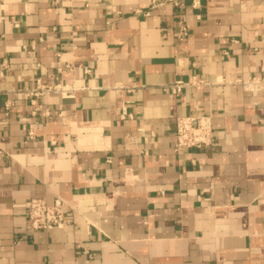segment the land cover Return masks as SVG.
Instances as JSON below:
<instances>
[{
	"label": "crops",
	"instance_id": "0c3cea01",
	"mask_svg": "<svg viewBox=\"0 0 264 264\" xmlns=\"http://www.w3.org/2000/svg\"><path fill=\"white\" fill-rule=\"evenodd\" d=\"M178 1L0 0V264H264V91L228 83L264 66V0ZM65 64L79 90L32 118L16 91ZM193 75L211 84L162 89ZM190 112L213 143L175 151ZM55 196L64 227L31 230Z\"/></svg>",
	"mask_w": 264,
	"mask_h": 264
},
{
	"label": "built area",
	"instance_id": "2783aa9c",
	"mask_svg": "<svg viewBox=\"0 0 264 264\" xmlns=\"http://www.w3.org/2000/svg\"><path fill=\"white\" fill-rule=\"evenodd\" d=\"M169 1H172L175 6L180 5L178 0ZM192 7L197 9L199 7V1L193 0ZM14 25L17 26V22H14ZM176 28L178 38L183 39L188 35V28L184 20L177 21ZM41 40L43 39L40 38ZM222 54L228 56V51L224 50ZM56 55H59V53H56ZM73 68V65L70 64H65L64 67H57L55 73L51 75L53 83H43L38 77L35 79L33 87L16 91V93L29 98L32 106V110L30 111L32 118L38 117L40 114L41 119L44 118L47 120L52 118L49 108L38 102L39 99H47L51 95H58L63 100L74 98L79 88L75 87L71 82H61L60 79L63 71H73ZM84 71L85 73L90 72L89 69H85ZM228 83L239 85L243 91L256 95L264 91V66H261L257 74ZM210 84L193 75L190 81L176 79L172 83L162 86V89L170 97H178L186 88ZM135 88L136 85L134 84L124 87L127 92H133ZM212 117L213 114L211 112L207 114L190 112L187 115L176 116L174 120V150L178 151L188 148L200 149L210 146L213 143ZM34 123L37 124L38 122L35 121ZM25 137L27 141L34 140L36 137L34 129H28ZM3 154V151L0 149V156H3ZM66 208L72 209V206L58 196H55L51 203H47L44 198H30L27 202L29 228L31 230L45 231L63 228L66 221ZM84 253L91 257L86 250H84Z\"/></svg>",
	"mask_w": 264,
	"mask_h": 264
}]
</instances>
